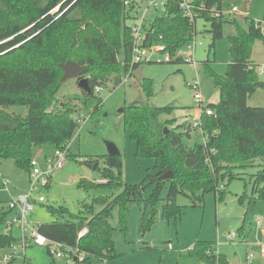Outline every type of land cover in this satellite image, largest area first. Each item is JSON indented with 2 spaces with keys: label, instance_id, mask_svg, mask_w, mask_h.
Wrapping results in <instances>:
<instances>
[{
  "label": "trees",
  "instance_id": "obj_1",
  "mask_svg": "<svg viewBox=\"0 0 264 264\" xmlns=\"http://www.w3.org/2000/svg\"><path fill=\"white\" fill-rule=\"evenodd\" d=\"M253 1L203 0V9L196 17L210 24L213 46L223 37V25L235 23L224 12L236 10L247 20V29L237 27L236 35L229 37L232 59L226 74L217 76L208 62L202 65L220 93L218 104L207 105L212 116L201 117V131L208 139L190 147L185 140L191 139V126L182 132L158 122L160 114L171 107L127 105L122 113L124 131L136 144L138 158L154 160L153 169L145 172L140 184H127L121 179V155H105L103 182L99 185L120 187L121 193L111 200L96 201L102 206L97 214L88 205L78 215L64 207L48 206L58 220L37 226L48 240L49 255L54 257L50 247L56 243L63 246V258L68 264H96L95 259L105 264L118 256L110 224L115 206L125 209L131 201L142 202L141 231L146 234L155 223L156 206L167 187L163 216L177 225L183 215L176 203L178 196L187 197L193 206H203L208 193L222 199L228 183L240 178L236 172L255 160L261 165L252 177V194L264 200V108L248 106L249 97L260 83L259 65L251 60L252 49L255 41L264 40L262 23L248 16ZM127 20L123 0H0V162L13 160L30 173L36 149H67L79 128L77 117H90L103 104L96 89L114 79L113 75L135 71L140 66L132 63ZM198 20L195 28V22L180 12L179 0H171L151 24L149 40L158 43L162 37L161 43L176 50L197 34ZM68 61L89 68L82 78L88 80L90 92L82 90L77 100L69 97V102L64 103L59 99L65 84L61 65ZM180 62L183 61L169 63ZM118 84L117 79L114 87ZM140 87L147 99L153 96L151 79H143ZM13 106L27 107V115L8 113L6 108ZM96 161L84 162L100 170ZM168 172L173 177L164 180L162 176ZM150 187L151 195L142 198ZM66 215L69 220L61 219ZM11 218L7 202H0V249L9 250L20 242L13 233H4ZM83 228L88 233L79 237ZM193 252L205 264H230L227 257L208 247L200 252L195 247Z\"/></svg>",
  "mask_w": 264,
  "mask_h": 264
},
{
  "label": "rangeland",
  "instance_id": "obj_2",
  "mask_svg": "<svg viewBox=\"0 0 264 264\" xmlns=\"http://www.w3.org/2000/svg\"><path fill=\"white\" fill-rule=\"evenodd\" d=\"M162 13L161 9L150 11L146 22L151 25ZM239 14L240 12L237 13L238 16ZM248 16L263 25L264 0H254ZM232 22L235 23L223 25V37L213 46L211 34L208 32L210 24L204 20L197 21L195 39L198 46L195 57L200 66L198 68L196 64L184 61L164 62L162 55L154 54L135 71L128 70L127 73L113 75L115 81L117 79L120 81L116 87L113 78L106 81L100 92L103 104L82 128L76 131L64 169L53 177L49 188L43 189L42 194L46 196L47 202L35 206L32 215L34 225L58 220L56 216L50 214L48 206L64 207L71 214L78 215L83 213L85 206L88 205L92 206L94 214H97L102 210V206L96 201L111 200L121 193L120 187L99 185L103 182L101 169L105 166L103 157L107 155L108 142L113 143L120 152L123 163L121 179L124 183L140 184L145 172L153 169L154 160L138 158L136 144L124 131L120 110L129 104L171 107L160 114L158 122L179 128L182 132L191 126V139L185 140L186 144L191 147L203 143L202 131L192 126L200 110L195 103L190 85L200 81L204 106L218 104L219 91L202 65L208 62L211 71L217 76L226 74L227 66L232 59L229 37L236 35L237 27L247 29V20L244 18H236ZM185 48L186 46H183V49ZM251 60L259 65V82L263 86H258L251 94L248 106L264 108V74H260L264 67V40L255 41ZM143 79H151L153 82L154 94L149 99L140 87ZM81 93L82 89L78 87L77 81L70 79L61 89L59 99L66 103L69 102V97L77 100ZM72 102L80 104L79 101ZM6 111L22 116H26L28 112L24 106L8 107ZM87 113L91 114L90 111ZM42 151L47 156L53 155L52 149L48 147H43ZM36 154L35 152L34 157ZM44 156L39 158L43 168L46 167ZM85 160H97L100 170H94L95 164L87 166ZM260 165V161L255 160L239 169L236 173L240 174V178L228 183L222 199L214 193H208L203 206H193L187 197L178 196L176 203L181 206L183 215L177 225L174 224V220L168 222L163 216L165 203L163 200L168 191L167 187L164 188L156 206L155 223L146 234L141 231L142 202L131 201L125 209L119 205L115 206L110 224L114 228L113 240L118 256L106 264H205L199 254L193 252L195 247L197 252L208 247L216 254L227 257L230 262L237 258L239 264H264V227L257 224L258 219L264 220V200H258L252 194V177ZM0 170L1 174L11 181L10 195L0 192V202H8L11 198L17 200L28 196L36 197L37 191H32L28 171L17 167L13 160L1 161ZM2 186L0 180V188ZM152 192L153 187L148 188L142 198H148ZM61 219L69 220L70 217L66 215ZM231 233L237 236L232 242L227 239V235ZM14 235L17 236L16 229ZM169 245L172 246L171 249ZM7 254L8 249H0V264ZM250 254L253 258L248 260ZM94 261L96 264H104L102 260ZM14 264H68V262L65 258L57 259L49 255L46 246L32 245L26 249L25 258L20 254L15 258Z\"/></svg>",
  "mask_w": 264,
  "mask_h": 264
},
{
  "label": "built area",
  "instance_id": "obj_3",
  "mask_svg": "<svg viewBox=\"0 0 264 264\" xmlns=\"http://www.w3.org/2000/svg\"><path fill=\"white\" fill-rule=\"evenodd\" d=\"M171 0H123V7L128 16V28L131 35V55L133 64H142L150 60V57L154 54L162 55L164 62H174L177 60L185 61L189 64H196V50L198 42L195 39L196 33L193 39L186 45V48L179 47L176 50L171 51L167 45L161 43L162 37H159L158 43L156 41L151 42L149 40V35L152 33L151 25L146 21L150 11L152 10H165L166 6ZM179 0V10L182 15L187 18L191 23L194 24L195 20L198 18V12L203 9V0ZM236 10L224 12V16L229 21H234L236 18H244V15H237ZM216 16H219L217 14ZM246 20V19H245ZM264 25V24H263ZM261 26L262 32L264 33V26ZM196 28V22H195ZM202 45V43H199ZM260 74H264V67L260 70ZM193 93L196 105L199 107L200 113L199 117L193 120V128L201 131V117L202 116H212L213 111L204 106V98L201 91V83L199 81L194 82L190 85ZM102 88H97L96 92L100 93ZM89 117L84 115L78 116L76 123L79 126L78 130L86 123ZM77 130V131H78ZM208 139V136H204V141ZM71 145V144H70ZM70 145L65 150H54L52 156H44L46 162V167L43 168L39 162V156H35L31 161V171L29 173L30 181L32 184V191H37L36 197L31 198L22 197L20 199H10L7 202V207L12 211V218L9 221L8 227L4 230L5 234L12 233L14 229L19 232L18 238L20 242L18 244L12 245L9 248V254L2 258V264H9L12 260H15L20 254L25 258V251L28 247L32 245H37L40 247L47 246L48 240L46 237L41 235L38 231V226L34 225L32 222V215L37 204H44L47 201L45 195L42 194L44 188L51 185L53 177L57 172L64 169L67 158L68 150ZM208 163V161H206ZM1 166V162H0ZM0 180L2 181V188L0 192L8 193L10 195L9 185L11 183L10 179L3 176L0 171ZM223 188V186L221 187ZM257 224L264 227V220L258 219ZM88 233L87 228H83L79 237H83ZM235 233L227 235L229 241H234L236 238ZM171 249L172 246L169 245ZM63 246L60 244H53L50 247L52 254L57 259H62L64 257V252L62 251ZM264 252V251H263ZM253 255L248 256V260H251ZM106 263V262H105Z\"/></svg>",
  "mask_w": 264,
  "mask_h": 264
},
{
  "label": "water",
  "instance_id": "obj_4",
  "mask_svg": "<svg viewBox=\"0 0 264 264\" xmlns=\"http://www.w3.org/2000/svg\"><path fill=\"white\" fill-rule=\"evenodd\" d=\"M61 68L64 72V75L62 77V82H66L70 79H76L78 82V86L85 92L89 93L90 88L88 85V80L85 78H82L84 74H86L89 71L88 67H81L75 62L68 61L67 63L61 65ZM262 83H258V86H261ZM124 109H121L120 112L123 113ZM107 155L108 156H120V152L117 149V147L113 143H107ZM173 177V174L171 172L166 173L162 176L164 180H168ZM230 264H237L236 260L231 261Z\"/></svg>",
  "mask_w": 264,
  "mask_h": 264
},
{
  "label": "crops",
  "instance_id": "obj_5",
  "mask_svg": "<svg viewBox=\"0 0 264 264\" xmlns=\"http://www.w3.org/2000/svg\"><path fill=\"white\" fill-rule=\"evenodd\" d=\"M198 66H199V64L197 63V68H198ZM200 67V66H199ZM202 67V66H201ZM200 82V81H199ZM218 90V89H217ZM201 91H202V85H201ZM219 91V90H218ZM202 95H203V92H202ZM219 95H220V93H219ZM203 98H204V95H203ZM197 117H199V114H196V117L195 118H197ZM194 118V119H195ZM204 141V140H203ZM72 144V143H71ZM194 146V145H193ZM70 147H71V145H70ZM70 147H69V150H68V153L70 152ZM42 149L43 148H38V149H36V156L38 157L39 156V158H41V157H43L44 155L45 156H47L45 153L43 154V151H42ZM53 151V150H52ZM43 155V156H42ZM1 171V170H0ZM14 231H15V229L13 230V235H14ZM16 231H17V236L16 237H18V235H19V232H18V230L16 229ZM15 236V235H14ZM263 250H264V245H263ZM247 259H248V257H247ZM229 260V259H228ZM234 260H236L237 261V264H239V260L237 259V258H235ZM229 262H230V260H229ZM108 263V262H107ZM231 263V262H230ZM106 264V263H105Z\"/></svg>",
  "mask_w": 264,
  "mask_h": 264
}]
</instances>
